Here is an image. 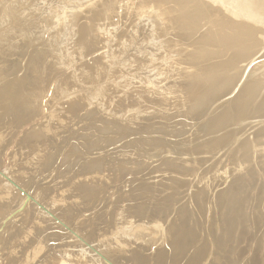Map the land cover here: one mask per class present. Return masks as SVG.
<instances>
[{"label": "rangeland", "instance_id": "374dc122", "mask_svg": "<svg viewBox=\"0 0 264 264\" xmlns=\"http://www.w3.org/2000/svg\"><path fill=\"white\" fill-rule=\"evenodd\" d=\"M201 1L0 0V264H264L253 94L204 102L264 6Z\"/></svg>", "mask_w": 264, "mask_h": 264}, {"label": "water", "instance_id": "95a60500", "mask_svg": "<svg viewBox=\"0 0 264 264\" xmlns=\"http://www.w3.org/2000/svg\"><path fill=\"white\" fill-rule=\"evenodd\" d=\"M199 2L204 1L199 0ZM233 3L240 9L246 3V0H234ZM236 13L232 14L233 18H230L233 24L244 25L245 27L250 25L251 28L257 30L254 33L252 31L254 37L252 43L255 47L257 46V50L248 56H244L245 53L242 50L233 53V56L239 58L231 68L229 67L231 74L222 86L204 96V102L208 104L207 113L210 115V113L215 112L214 120H216L223 116L229 117L230 106L239 98H244L247 93H252L251 113L254 115L251 118L252 123L258 126L264 124V31L262 32V27L261 29L252 27V22L247 19L246 14L240 15L239 10ZM219 35L222 36L221 33ZM219 39L222 40V38ZM239 62H242V64L240 65Z\"/></svg>", "mask_w": 264, "mask_h": 264}, {"label": "bare ground", "instance_id": "6f19581e", "mask_svg": "<svg viewBox=\"0 0 264 264\" xmlns=\"http://www.w3.org/2000/svg\"><path fill=\"white\" fill-rule=\"evenodd\" d=\"M251 1V0H250ZM247 2H249V0H247ZM255 2H260V3H258L259 5L260 4H262L263 6H264V0H255ZM251 3H254V1L253 2H251ZM247 4V3H246ZM250 4V3H249ZM250 6V5H249ZM254 6V5H253ZM258 6V5H257ZM257 6H255V7H257ZM246 8H247V5H246ZM245 8V9H246ZM248 9V8H247ZM258 9V8H257ZM256 9V10H257ZM252 11H254L253 9H252ZM250 14H252V12L250 13ZM255 15V14H254ZM254 18V17H253ZM256 18V17H255ZM20 82V81H19ZM17 84H18V82H17ZM17 88V87H16ZM20 88V87H19ZM249 96V95H248ZM247 96H245V98H246ZM243 100V99H242ZM237 102V101H236ZM238 105V104H237ZM245 105V104H244ZM232 107V106H231ZM246 107H247V105H246ZM251 109V108H250ZM231 110V109H230ZM249 110V109H248ZM234 111V110H233ZM245 111V110H244ZM243 113V112H242ZM247 113V112H246ZM251 115V114H250ZM238 116H240V115H238ZM223 118V120H224V117H222ZM221 118V119H222ZM228 118V117H227ZM234 119V118H233ZM244 119V118H243ZM248 119V118H247ZM222 120V121H223ZM226 120V119H225ZM226 121H224V123H225ZM228 122V121H227ZM240 123V122H239ZM244 123V122H243ZM245 124V123H244ZM241 125V124H240ZM252 126V125H251ZM254 126H256V125H254ZM261 126V125H260ZM262 126H264V125H262ZM258 127V126H257ZM238 128V127H237ZM239 128H240V126H239ZM243 128H245V127H243ZM242 128V129H243ZM248 128V127H247ZM251 128V127H250ZM236 129V128H235ZM237 130V129H236ZM245 130V129H244ZM36 131V130H35ZM264 133V132H263ZM227 136V135H226ZM229 136V135H228ZM234 139H236V138H234ZM90 148H93V150H94V148H95V146H91ZM87 150V149H86ZM95 150H96V148H95ZM78 151V150H77ZM88 151V150H87ZM90 151H92V149L90 150ZM90 151H89V153H90ZM87 155H89V154H87ZM72 157V156H71ZM143 170V169H142ZM131 171V170H130ZM130 173V172H129ZM133 173V172H132ZM149 173H150V171H149ZM144 175V174H143ZM148 178V177H147ZM176 180V179H175ZM147 184V183H146ZM129 200V199H128ZM177 205V204H176ZM173 206V205H172Z\"/></svg>", "mask_w": 264, "mask_h": 264}]
</instances>
